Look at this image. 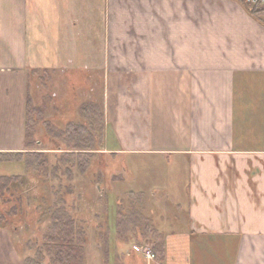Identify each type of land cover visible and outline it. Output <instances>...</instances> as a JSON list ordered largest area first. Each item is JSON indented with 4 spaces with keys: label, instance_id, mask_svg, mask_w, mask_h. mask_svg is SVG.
<instances>
[{
    "label": "crops",
    "instance_id": "1",
    "mask_svg": "<svg viewBox=\"0 0 264 264\" xmlns=\"http://www.w3.org/2000/svg\"><path fill=\"white\" fill-rule=\"evenodd\" d=\"M35 73L52 86L67 76L102 105L104 153L129 167L159 160L143 191L166 175L182 188L161 259L115 264H264V12L237 0H0V153L23 152ZM104 229L116 247L157 243ZM5 243L0 264H23Z\"/></svg>",
    "mask_w": 264,
    "mask_h": 264
},
{
    "label": "rangeland",
    "instance_id": "2",
    "mask_svg": "<svg viewBox=\"0 0 264 264\" xmlns=\"http://www.w3.org/2000/svg\"><path fill=\"white\" fill-rule=\"evenodd\" d=\"M50 76V74L42 75L41 84L36 76H30L29 93L33 104L42 108L44 114L43 121L39 123L38 130L31 142H34L33 146L37 148L46 149L50 152V156L55 158L56 156L60 157L62 152L56 150V145L45 142V140H50L47 137L49 131L46 129L45 123L50 122L55 131L64 128L67 123L77 119L79 107L89 97L86 90L77 87L71 88L68 85L69 77L58 75L56 84L54 83L52 86ZM63 81H66L67 84ZM95 98L97 97L95 96ZM60 142L59 145L64 147V140L62 139ZM53 157L52 163H54ZM120 160L121 158L117 156L112 158L107 153L96 157L84 175L74 170L73 179L70 181L63 173L59 174L57 180L45 175L40 181L32 171H28L18 164L0 163V176H20L22 184L16 182L12 188L17 189L26 198L31 196V203L27 204V207L25 206L23 212L25 217L21 218L24 219V222H16L9 229L0 228V240L6 242L2 251L10 257L18 256L22 259L23 264H31L27 257L35 258L34 249L43 246L47 228L50 226L47 212L56 201L63 199L67 211L82 228L85 227L87 232L88 242L85 246L84 264H115L112 261L114 257L123 260L135 254L145 258L139 249L146 251L149 248L158 261L156 245L152 246L151 243L145 242L143 239L142 245L144 246L142 248L130 246L127 249V246L120 245L116 247L114 242L111 243V237L106 238L104 227L110 222L116 224V215L119 209L125 214L135 211L141 218L139 225L143 221L153 229H160L156 231L157 237H155L156 242L159 243L171 226V223L165 224L171 220L180 222V218H173L176 217L177 211L179 212V209L175 210L176 205L184 207L187 201L181 194L182 188L170 187L172 179H167V175L163 182L164 186L160 185L159 189L150 187L147 190H142L139 179L143 180L144 176L149 178L157 176L153 172V168L159 165V160H150L146 157L140 160L132 159L133 163L129 162L130 167L127 165L128 170L123 167V162L120 163ZM165 173L167 174V170ZM139 190L144 193L142 197L135 195ZM67 191H69L68 195ZM26 202L28 200L25 201V204ZM123 213L122 215H124ZM107 245L112 247L109 254L105 250Z\"/></svg>",
    "mask_w": 264,
    "mask_h": 264
},
{
    "label": "trees",
    "instance_id": "3",
    "mask_svg": "<svg viewBox=\"0 0 264 264\" xmlns=\"http://www.w3.org/2000/svg\"><path fill=\"white\" fill-rule=\"evenodd\" d=\"M237 1L245 6L248 13L253 17H257L264 12V0H255V2L249 0ZM35 76L39 81L42 80L39 74ZM78 111V117L75 121H70L64 128L57 131L54 130L50 122L45 123L46 129L49 131L47 137L50 138L49 141L45 140V142L56 145V150L62 152L60 157L56 156L54 158L50 156L49 151L37 148L33 146L34 142H31L38 130L39 123L43 121L44 114L42 108L34 106L30 93H27L22 142L23 152L0 153V163L20 164L26 170L32 171L40 181L45 175L57 180L60 173L67 176L70 181L73 179L74 170L84 175L90 169L94 158L106 155L103 149L105 118L102 105L95 102H83ZM62 139L65 143L64 147L59 145ZM110 156L113 158L117 155L110 154ZM52 157L54 163H52ZM120 163L128 170V162L125 158L121 159ZM16 182L22 184L20 176H0V228L6 227L9 229L16 222L23 223L24 219L21 218L25 217L23 213L25 206L27 207V204L31 203V196L26 198L17 189L12 188V185ZM66 194L68 195L69 191ZM27 200L28 202L25 204ZM64 203L63 199H59L47 212L50 218V226L47 228L44 244L34 249L35 258L30 259L27 257L29 263L84 264L85 246L88 242L87 232L85 227L82 228L67 211ZM122 213L119 209L116 215L117 242L127 243L130 236L136 235L139 237L149 235L153 239L157 237V232H153L148 225L144 228L139 225L141 218L137 212H126V214L123 213L124 215ZM135 231H138L139 234H136ZM105 232L106 238H109L110 232L108 230ZM141 241L140 245L144 242L143 238ZM110 249H112L111 245L105 247L107 254H109ZM156 252L157 257L161 259L164 255V245L162 243H156Z\"/></svg>",
    "mask_w": 264,
    "mask_h": 264
},
{
    "label": "built area",
    "instance_id": "4",
    "mask_svg": "<svg viewBox=\"0 0 264 264\" xmlns=\"http://www.w3.org/2000/svg\"><path fill=\"white\" fill-rule=\"evenodd\" d=\"M250 2H255V0H249ZM142 248V247H141ZM139 252L140 253H143L144 254V257L147 261H150V262H157L156 260V257L154 254H152V251L151 249L149 248L148 250H140L139 249Z\"/></svg>",
    "mask_w": 264,
    "mask_h": 264
}]
</instances>
